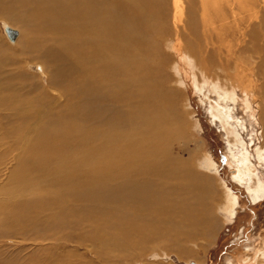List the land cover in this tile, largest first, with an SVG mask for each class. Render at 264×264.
<instances>
[{
	"label": "bare ground",
	"instance_id": "bare-ground-1",
	"mask_svg": "<svg viewBox=\"0 0 264 264\" xmlns=\"http://www.w3.org/2000/svg\"><path fill=\"white\" fill-rule=\"evenodd\" d=\"M173 1L178 15L183 4ZM163 13L162 0H0V19L24 31L14 48L0 34V234L38 243L81 228L88 233L78 239L97 244L114 262L159 239L181 258L192 256L184 244L214 225L215 194L193 158L173 150L184 112L177 84L201 85L181 64L192 51L180 43L178 24L179 80L176 72L167 75L172 57L154 38L158 29L167 31ZM36 60L41 76L49 72L48 85L26 74ZM236 76L229 75L231 88L213 77L210 92L241 100ZM217 104L212 115L219 117ZM203 164L214 170L212 159ZM221 201L231 213L237 197L224 189ZM261 241L253 253L236 252L235 264H264ZM58 264L78 263L68 256Z\"/></svg>",
	"mask_w": 264,
	"mask_h": 264
},
{
	"label": "rangeland",
	"instance_id": "rangeland-1",
	"mask_svg": "<svg viewBox=\"0 0 264 264\" xmlns=\"http://www.w3.org/2000/svg\"><path fill=\"white\" fill-rule=\"evenodd\" d=\"M180 3L183 4V12L177 15L174 1L162 0L167 31L159 32L158 29L156 33L158 36L154 38L157 42L159 41L166 54L172 57L169 58L173 61L170 62L171 64L169 63L170 67L166 70L167 75L171 77L176 72L177 76L180 55L174 53L177 43L174 41H178L177 28H175L178 24L181 33L180 43L183 42L186 45H184L185 50L192 51V53L190 52L192 55L189 53L190 56H188L191 60L182 61L181 64L183 67L185 65L191 67L192 74L197 73L198 82L201 85L200 90L204 87L200 92L197 88L184 85V81H179V85L177 84L182 88L178 100L184 111L183 122L181 121L182 141L174 142V146H172L175 152H180L179 154L184 157L191 158V161L193 158V162L199 165V170L211 178V184L214 187L212 190L215 194L213 197L215 202L211 205L216 209L215 213L213 212L215 214L214 225L204 229L203 234H199L198 240L184 244L192 256L181 258L176 253L175 247L172 248L171 242L159 239L149 242L143 249L136 248L130 251V257L127 260L121 258L115 262L113 261L114 256H111L110 259L103 257L99 253L97 244L91 243L85 237H82L81 240L78 239L80 235L88 233V230L85 229L79 228L80 231L77 232L73 228V233L70 235L61 234L63 236L59 235V239L38 241V243L17 237L12 232L11 235L2 233L0 234V253L2 255L0 260L2 262L7 260L9 262L7 264H58L60 260L69 256L71 263L78 264H89V262L90 264L91 262L93 264H235L236 259L234 260V258L239 254L235 255L236 252L251 250L249 253H253L258 242L260 241V244L263 242L261 240H264V0H181ZM175 14L177 15L176 21ZM4 25H9L20 31V36L15 43L8 39L6 31L3 29ZM0 34L7 44L14 48L23 37L24 31L19 26L0 19ZM231 52H235V54L228 57V53ZM203 57L206 59L205 62H203ZM37 63V60L36 62L30 61L29 67L26 68V74L33 81L48 85L49 74L47 73L49 72L47 71L46 77L41 76L40 70L36 66ZM39 63L42 64L41 61ZM172 63H174V67ZM236 63L240 67H235ZM196 66L202 68L200 72ZM233 67L236 72L233 71ZM204 69L209 72L204 73ZM202 70H204V74ZM231 73L237 75L241 84L236 86L237 95L241 97V100L238 101L226 100L222 95L221 97L219 95L220 98H218L216 93L210 92L214 80L218 82V85L231 88L234 82L229 79ZM200 75L202 76L199 79ZM177 79L179 80V75ZM205 82L210 84L206 85ZM233 84L236 85L235 82ZM173 86L175 87L174 84ZM244 87L250 88L252 92H245ZM245 94L247 97L250 96L249 102L252 105L248 109L245 104L247 99ZM221 98L224 100L222 101ZM216 103L223 114H218L219 117L212 115L214 114L213 105ZM206 156L213 161L214 170L212 172L202 167L203 159L207 158ZM224 189L230 190L233 196L237 197L234 212H228L229 209H226L221 201ZM82 240L84 245H82ZM51 245L52 248L49 247ZM42 248L52 249L53 253L50 251L47 253L46 250L42 252ZM237 248L239 249L237 250ZM70 251H74L73 254Z\"/></svg>",
	"mask_w": 264,
	"mask_h": 264
},
{
	"label": "water",
	"instance_id": "water-1",
	"mask_svg": "<svg viewBox=\"0 0 264 264\" xmlns=\"http://www.w3.org/2000/svg\"><path fill=\"white\" fill-rule=\"evenodd\" d=\"M5 31H6V33H7V35H8V37H9V39L11 40V41H15V39L17 38V36H18V33H19V31H17L16 29L15 30H13L12 28H10V27H5Z\"/></svg>",
	"mask_w": 264,
	"mask_h": 264
}]
</instances>
